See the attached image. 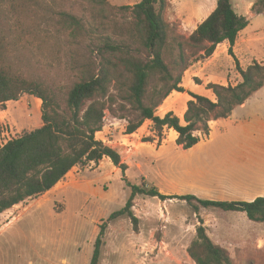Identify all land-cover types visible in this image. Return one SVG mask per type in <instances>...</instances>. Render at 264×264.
Returning <instances> with one entry per match:
<instances>
[{
	"label": "rangeland",
	"instance_id": "obj_1",
	"mask_svg": "<svg viewBox=\"0 0 264 264\" xmlns=\"http://www.w3.org/2000/svg\"><path fill=\"white\" fill-rule=\"evenodd\" d=\"M140 1L108 0L106 5L98 6L90 0H0V34L9 43L7 62L15 72L66 97L80 79L78 67L83 58L92 57L99 62V49L105 38L116 40L112 25L129 16L121 7ZM170 1L173 4H168L167 21L178 26L185 21L193 23L191 30L179 27L180 34L186 37L214 4V0ZM260 1L232 0L238 13L263 11ZM207 8L205 13L199 12ZM67 13L84 23L85 36L74 37L70 23L64 19ZM263 26L262 17L251 29L256 32ZM226 57V53L217 56L223 68L216 80L235 84L230 71L237 68ZM180 99L181 96L175 98L173 105L166 108L183 120L186 109L183 112L176 107ZM41 105L42 101L29 95L0 105V112L7 110L0 114V144L40 128ZM166 108L159 107L157 115L165 116ZM104 123L105 128L108 123L127 121L106 112ZM5 127L10 138L3 135ZM153 128V122L146 121L132 141L116 146L122 162L128 166L126 171L113 173L112 164L107 162L99 169L101 172L93 163L76 166L53 190L29 199L31 202L19 208V212L1 214L0 264H90L102 227L105 234L99 264H196L188 247L202 221L212 240L228 249L233 264H264V223L251 221L241 212L209 208L199 213L192 204L178 198L164 201L138 195L132 208L137 224L127 214L110 219L125 207L132 186H155L162 194L171 196L192 194L184 192L182 184L177 185L178 172L185 161H191L189 155L198 156L201 148L193 152L184 150L177 146L173 131L165 129L160 140ZM151 137L154 140L148 141ZM221 144L222 139L212 144L216 158L215 149ZM255 164L253 160L245 165L219 157L211 160L209 200L253 201V194L264 189V170L259 171ZM96 179L100 181L89 187L87 183ZM14 217L17 220L9 224Z\"/></svg>",
	"mask_w": 264,
	"mask_h": 264
},
{
	"label": "trees",
	"instance_id": "obj_2",
	"mask_svg": "<svg viewBox=\"0 0 264 264\" xmlns=\"http://www.w3.org/2000/svg\"><path fill=\"white\" fill-rule=\"evenodd\" d=\"M104 6L108 0H90ZM215 10L189 36L180 34L179 26L166 20L168 0H141L121 7L129 16L111 27L116 37H106L99 49L100 61L83 58L78 70L80 79L66 97L42 82L27 79L7 62L9 43L0 34V105L19 101L29 95L42 101L43 125L0 145V215L15 205L39 197L52 190L76 166L109 158L126 171L120 154L96 138L103 131L106 112L126 120L125 134L136 133L146 121L161 140L165 129L177 132V146L188 150L211 132V122L228 118L264 87V64L254 61L246 69L240 66L233 46L241 31L249 24L239 14L232 0H216ZM264 9V0L259 2ZM74 37L85 36L84 23L71 14L64 15ZM230 43L229 54L236 61L240 79L227 86L209 83L216 100L189 92L183 120L173 111L164 117L157 110L174 92H186L182 86L185 72L201 59L211 57L219 44ZM198 84L202 81L195 79ZM151 137L148 141H153ZM138 195L158 197L164 201L178 198L201 208H218L225 212H241L249 220L264 223V196L251 202L200 199L195 195H165L155 186H132L125 207L110 219L133 213ZM204 222L197 227L188 254L196 264H233L230 252L216 244L207 233ZM105 227L95 241L90 264H99L104 245Z\"/></svg>",
	"mask_w": 264,
	"mask_h": 264
},
{
	"label": "crops",
	"instance_id": "obj_3",
	"mask_svg": "<svg viewBox=\"0 0 264 264\" xmlns=\"http://www.w3.org/2000/svg\"><path fill=\"white\" fill-rule=\"evenodd\" d=\"M246 1L247 0H244V3H247ZM172 2L173 1H170L169 3L173 4ZM216 5L217 1L214 0L211 11L208 12V14L202 21L196 24L191 33L196 30L198 25L202 23L215 10ZM208 8L204 9L203 11L199 10V12L205 13ZM239 14L246 16L249 20V24L243 31L240 32L236 43L233 46V50L237 60L240 63V66L243 69H246L254 62V60L258 61L259 63H262V61H264V36H262V34L264 35V26L260 31L257 30L256 32L251 29L255 21L261 19L262 17L264 18V10H246L245 12L242 11ZM200 15L201 14H198V16ZM192 24V21H185L181 26L179 25V27H183L185 30H191ZM229 48L230 43L228 41H224L217 46L216 51L211 57L194 62L185 72L183 77L182 86L185 88L186 92L174 91L166 99L163 105L160 106V108L163 106L165 108L168 105L170 106L175 98L181 96L182 99L179 100L180 103L176 105V107L184 112V109H187V102L192 99V97L189 95V92L206 96L215 101L216 98L214 93L206 88L207 84L216 83L225 86H227L228 84H233L232 82L228 81L220 82L216 80V75L222 73L223 68V65L218 60H216L218 54L226 53L227 57L225 60L229 62L230 65L233 64L234 67L237 68L234 64L233 57L228 55ZM230 72L234 74L233 78H230L231 81L234 79V81H236L237 83V81L240 79L239 72L235 69ZM195 79L201 80L202 84H198ZM39 106V104L36 105L38 111H40ZM166 110V112H170V110L172 109H169V107H167ZM4 112H7V110L1 111L0 114ZM163 116L164 115H162L161 117ZM126 124L127 123H108L107 127H105L103 131L96 134V138L103 141L105 145L110 146L117 152H119V149L116 146L119 143L122 144L126 141H132L131 138L135 135H127L124 133ZM170 131H173L176 134L175 138H177V132L173 129H171ZM216 139H222L223 141V144L219 145V147L215 149L217 158H224V160L228 162H230L231 160H235L237 165H245L246 162L250 163V160H253L256 163L255 165L259 167V171L264 170V87L255 92L244 104L237 106L228 118H220L218 120L212 121L210 135L207 138L202 139V141L193 148L188 149V151L193 152V150H199V148H201V153L198 156H196V154H190L189 156L191 158V161H185L184 164H182V171L178 172L177 185L182 184V190L184 192L189 191L192 193L187 195H195L198 198L202 196L204 197L202 199L206 200L211 199L210 192L212 191V188L210 181V172L212 169L209 167V165L211 163V160L217 159L211 151L214 147L212 146V144ZM106 162L112 164L114 171L113 173L120 170V168L115 166L109 158H104L98 163H91L96 166V170H98L97 172H101L99 171V169ZM102 178L104 177H101V179ZM98 181L100 180L96 179L88 182L87 184L89 187H91L92 184L94 185L95 182ZM261 196H264V189L262 191L254 193L252 196V200H255L256 198ZM27 202H31V200H27L24 203L17 204L4 213L7 214L9 212H19V208L23 207ZM203 210L206 209L201 208L200 211L202 212ZM16 220L17 217H14V219H12L9 224H12V222H15ZM9 224L7 225L9 226Z\"/></svg>",
	"mask_w": 264,
	"mask_h": 264
},
{
	"label": "built area",
	"instance_id": "obj_4",
	"mask_svg": "<svg viewBox=\"0 0 264 264\" xmlns=\"http://www.w3.org/2000/svg\"><path fill=\"white\" fill-rule=\"evenodd\" d=\"M3 135L8 136L10 138V131L8 130L7 127H5V133ZM0 145H4V144H0Z\"/></svg>",
	"mask_w": 264,
	"mask_h": 264
}]
</instances>
